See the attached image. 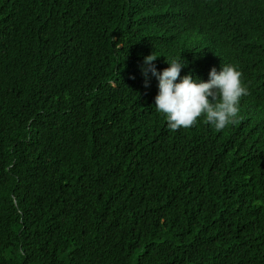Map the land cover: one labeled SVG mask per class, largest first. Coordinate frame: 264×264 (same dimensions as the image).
Listing matches in <instances>:
<instances>
[{
    "label": "trees",
    "instance_id": "trees-1",
    "mask_svg": "<svg viewBox=\"0 0 264 264\" xmlns=\"http://www.w3.org/2000/svg\"><path fill=\"white\" fill-rule=\"evenodd\" d=\"M46 1L0 0V30L38 27ZM255 3L214 32L241 44ZM149 39L133 24L86 34L70 65L38 40L15 92L32 123L0 125V264H264V134L203 117L169 129L140 71L139 56L159 51ZM156 40L182 45L168 30ZM213 57L248 67L233 50ZM213 65L195 54L192 73L206 81Z\"/></svg>",
    "mask_w": 264,
    "mask_h": 264
},
{
    "label": "clouds",
    "instance_id": "clouds-1",
    "mask_svg": "<svg viewBox=\"0 0 264 264\" xmlns=\"http://www.w3.org/2000/svg\"><path fill=\"white\" fill-rule=\"evenodd\" d=\"M41 5L43 0H34ZM79 1L80 3H76ZM47 0L38 27L27 19L0 30V125L11 133L31 123L26 104L15 92L19 69L34 56L38 40L52 44L69 65L77 62L70 48L86 34L106 38L123 25L142 28L157 53L139 56L141 75L157 81L153 108L166 118L171 130L188 128L198 117L214 130L227 125H250L257 137L264 134V9L256 3L248 36L241 44L228 43L214 32L219 25L238 20L250 0ZM179 3V6H176ZM224 6L235 11L224 12ZM80 8V9H76ZM170 31L182 40L179 48L158 46L156 33ZM71 32V33H70ZM166 50L164 51V49ZM239 52L248 62L243 75L232 63H220L213 54ZM214 63L207 80L192 73L194 55ZM142 61V63H141ZM248 81L251 92L244 84ZM257 206L264 200L257 199Z\"/></svg>",
    "mask_w": 264,
    "mask_h": 264
},
{
    "label": "water",
    "instance_id": "water-1",
    "mask_svg": "<svg viewBox=\"0 0 264 264\" xmlns=\"http://www.w3.org/2000/svg\"><path fill=\"white\" fill-rule=\"evenodd\" d=\"M166 50V48L164 49V51Z\"/></svg>",
    "mask_w": 264,
    "mask_h": 264
}]
</instances>
